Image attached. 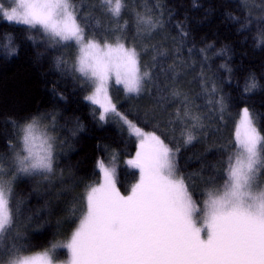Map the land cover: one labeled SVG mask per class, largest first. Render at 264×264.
<instances>
[{"label": "trees", "instance_id": "obj_1", "mask_svg": "<svg viewBox=\"0 0 264 264\" xmlns=\"http://www.w3.org/2000/svg\"><path fill=\"white\" fill-rule=\"evenodd\" d=\"M255 1L258 10L264 8L262 0ZM72 2L88 38H114L116 23L99 0ZM126 11L129 18L133 11L130 31L139 26L134 13L157 24L143 34L147 41L141 53L152 78L147 92L114 100L115 109L141 131L154 132L174 150L179 147L175 164L191 178L189 191L200 199L203 191L223 183L218 174L237 151L234 124L242 108L264 136V22L243 0H126ZM247 18H253L251 23ZM76 54L72 42L57 43L39 27L0 18V159L10 170L20 130L34 119L43 117L42 126L55 137L53 172L16 175L11 183V204H19L20 212L0 238L2 248L29 244V255L57 242L63 258L61 245L86 210V190L100 179L97 163L116 159L123 194L138 177V169L127 163L133 159L135 138L115 117L101 120L99 108L86 100L91 84L73 71ZM177 90L181 95L172 97ZM185 103L202 118V127L176 121L175 113ZM50 118L56 120L52 127ZM189 129L196 139L184 144L182 133Z\"/></svg>", "mask_w": 264, "mask_h": 264}, {"label": "snow or ice", "instance_id": "obj_2", "mask_svg": "<svg viewBox=\"0 0 264 264\" xmlns=\"http://www.w3.org/2000/svg\"><path fill=\"white\" fill-rule=\"evenodd\" d=\"M14 3L10 11L0 7L7 20L40 26L57 43L75 41L79 46L73 71L93 83L87 99L103 109L101 120L115 111L107 94L113 76L116 84L136 95L152 78L149 71L141 70L137 49L126 47L120 42L122 37H116L114 44L88 38L72 0ZM99 4L117 23L126 10V0H99ZM137 17L138 23L157 26L150 17L139 13ZM180 95L179 90L172 92L174 98ZM219 105L222 112V101ZM175 119L192 121L191 128L203 126L202 118L192 113L187 103L177 109ZM124 120L140 138L135 159L127 162L139 169V181L130 194L121 195L115 167L98 164L103 180L98 186H88L83 197L86 210L70 241L61 245L71 254L70 264H264V136L253 126L248 109L236 128L237 151L218 174L223 183L206 189L203 209L189 191L191 178L180 174L175 164L179 147L174 150L154 132L144 133ZM20 131L22 143L12 168L6 170L0 159V238L12 229L14 217L19 218V204H11L13 173L50 174L54 170L55 137L48 128L34 119ZM182 135L184 144L196 139L190 129ZM30 247L18 243L0 247V264H53L47 251L25 254Z\"/></svg>", "mask_w": 264, "mask_h": 264}, {"label": "rangeland", "instance_id": "obj_3", "mask_svg": "<svg viewBox=\"0 0 264 264\" xmlns=\"http://www.w3.org/2000/svg\"><path fill=\"white\" fill-rule=\"evenodd\" d=\"M16 5H15V3H14V0H0V7H2L3 9H5V10H8V11H10L11 10V7H15ZM132 18H129L128 16H127V11L126 10H124V11H122V14H121V17H120V19H119V22L117 23V20L115 19V18H113V17H111L112 19H114V21H115V25H116V27H117V29H120L119 31L117 30V34L114 36V38L113 39H110V40H98V39H96L97 40V42H99V43H101V44H103L104 42H108V43H115V40H116V37H122V39H121V41L120 42H122V43H125V45H126V47H135L136 49H137V51L139 52V54H140V64H141V70L142 71H144V70H147L148 71V69H147V67L146 66H144L143 65V63H142V60H141V53L146 49V41H147V36H143V34H146V33H149V29H150V27L148 26V24H145V23H138V17H137V15L134 13V16H135V19H136V21H137V23H138V27H137V31H133V30H129L128 28H127V25H128V23L129 22H132V23H134L133 22V11H132ZM111 16V15H110ZM0 18L2 19V20H4V21H7V22H9V23H15V24H19V25H24V26H28V27H31V26H29V25H25V24H23V23H19V22H17V21H9V20H7L4 16H3V14L2 13H0ZM111 19V20H112ZM113 21V22H114ZM37 27H39L40 28V26H37ZM41 29V28H40ZM42 30V29H41ZM47 34V33H46ZM49 35V34H48ZM50 36V35H49ZM125 40H128V43L127 42H125ZM67 42H72L74 45H75V47H76V56L78 57V54H79V52H78V45L75 43V41H67ZM77 57H76V61H77ZM80 74V73H79ZM81 75V74H80ZM90 82V84H91V90H90V93L88 94V96H90V95H92V92H93V88H94V85H93V83L91 82V81H89ZM147 84H148V82H147V80H146V82L144 83V85H143V91L141 92V93H145V92H147L148 91V87H147ZM114 86H119L126 94H129V93H127L125 90H124V86L122 85V84H116L115 83V77L113 76L110 80H109V83H108V87H107V94H108V96L110 97V99H111V103H112V105H114V103H113V101H112V98H111V91H112V89H113V87ZM87 96V97H88ZM87 97H86V100L88 101V102H90V103H92L90 100H88L87 99ZM93 104V103H92ZM94 105H96L98 108H99V110H100V113L101 114H103V109L100 107V105H98V104H94ZM244 109H246V108H242L241 109V111L239 112V114H238V116H237V118H236V120H235V124H234V132L236 133V128H237V125L239 124V122H240V120H241V118H242V116H243V113H244ZM248 113H249V111H248ZM107 117H115L116 119H118V121L120 122V124L122 125V126H124L125 128H126V130L135 138V140H136V143H137V149H136V151H135V155H134V159H135V157H136V152L138 151V149H139V145H140V138L137 136V135H135L134 133H133V130H132V128L129 126V124H127V123H125V120H124V117L121 115V114H119V113H117V111H116V109H115V111L114 112H109V113H107L106 114V116H105V118H107ZM249 117H250V119L252 120V122H253V126L257 129V131L260 133V131H259V129L257 128V126H256V124H255V122H254V120H253V118H252V116H251V114L249 113ZM133 125V124H132ZM25 126V125H24ZM24 126H22V128L24 127ZM48 128V127H47ZM48 131H49V134L50 135H52V132L48 129ZM142 132H144V133H148V132H145V131H142ZM149 133H151V132H149ZM261 134V133H260ZM53 136V135H52ZM262 136V135H261ZM21 143H22V133H21V137H20V141H19V143H18V146L16 145L15 147H14V150H13V153L11 154V163H10V165L9 166H11V168H12V165H13V160H14V157H15V154H16V152H18L19 150H20V147H21ZM100 162H102V161H99L98 163H97V167H98V164L100 163ZM104 164H105V166H109V167H115V163H116V159H112L109 163H106V162H103ZM6 166V165H5ZM10 168V169H11ZM116 168V167H115ZM134 168V167H133ZM7 170V169H6ZM98 170H99V172H100V179H99V181L96 183V184H94V185H92V186H98V184L99 183H101L102 182V180H103V174H102V172L100 171V169H99V167H98ZM116 170V169H115ZM138 173H137V175H138V177H137V179H136V182H131L130 183V189H129V192L127 193V194H123V193H121L120 192V194L121 195H128V194H130V191H131V188H132V186L134 185V184H136L138 181H139V169H138V171H137ZM14 175H20V176H24V175H27V174H16V173H13ZM33 174H36V173H33ZM117 175V174H116ZM6 177V176H5ZM5 177H4V179H5ZM115 179H116V187H117V189H118V186H117V178H116V176H115ZM119 190V189H118ZM205 192L206 191H203V193H202V196L200 197V199H196V198H194L193 197V199H194V201H196V203H197V206H198V208H201V209H203V207H204V201L207 199V196H206V194H205ZM77 227H78V225H77ZM76 229V228H75ZM74 232V231H73ZM73 234V233H72ZM72 234H71V236H72ZM71 236H70V238L63 244V245H66L69 241H70V239H71ZM56 246L55 248L53 247V246ZM61 248H63V249H65V256L62 258V257H59L58 256V252H59V245L57 244V242L56 243H53L52 245H51V247L48 249V250H45V251H47L48 253H49V255L52 257V260H53V264H70V259H71V254H70V252L68 251V249L66 248V247H62L61 246ZM45 251H42V252H45ZM42 252H36V253H42ZM62 252H64V250L62 251ZM36 253H33V254H36ZM29 255H31V254H29Z\"/></svg>", "mask_w": 264, "mask_h": 264}, {"label": "bare ground", "instance_id": "obj_4", "mask_svg": "<svg viewBox=\"0 0 264 264\" xmlns=\"http://www.w3.org/2000/svg\"><path fill=\"white\" fill-rule=\"evenodd\" d=\"M243 2L245 3L246 7L250 10L251 14L254 15V13H255L257 15V17L260 19V21L264 22V18H261V17H264V14L261 12L262 10H260V9L258 10L257 9L255 0H243ZM252 19L253 18H247L245 21H246V23L247 22L251 23ZM132 30L133 31H137L136 28H134V27L132 28ZM161 34H163V33H159V36H161ZM5 43H8V42H5ZM198 51L201 52L202 54H204V52H205L204 48H198ZM77 73H79V72H77ZM113 88L120 89L123 94H126L119 86H114ZM123 94H121L120 92L111 91L112 101H114V100H123L124 98H130V97L136 96V94H126V95H123ZM140 94H142V93H140ZM116 97H117V99H116ZM237 116H238V114L236 115L235 120H236ZM37 119L40 120L41 124L45 125L44 124L45 120H43V117L42 118H37ZM43 121H44V123H43ZM55 121L56 120L54 118H50V120H49L50 124L49 125L52 127L54 125ZM136 149H137V143H136V147L134 148V152L132 154L133 159H134V155H135ZM116 171H117V169H116Z\"/></svg>", "mask_w": 264, "mask_h": 264}]
</instances>
